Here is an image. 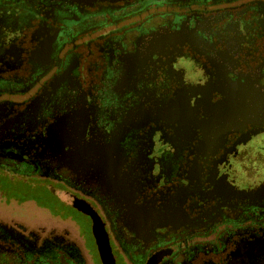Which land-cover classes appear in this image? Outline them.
<instances>
[{
    "label": "flooded vegetation",
    "instance_id": "1",
    "mask_svg": "<svg viewBox=\"0 0 264 264\" xmlns=\"http://www.w3.org/2000/svg\"><path fill=\"white\" fill-rule=\"evenodd\" d=\"M0 264H264V0H0Z\"/></svg>",
    "mask_w": 264,
    "mask_h": 264
},
{
    "label": "rangeland",
    "instance_id": "2",
    "mask_svg": "<svg viewBox=\"0 0 264 264\" xmlns=\"http://www.w3.org/2000/svg\"><path fill=\"white\" fill-rule=\"evenodd\" d=\"M40 196H42V194L40 193L39 194ZM47 203V202H46ZM82 226L84 227V233L86 234V238H87V247L90 249V250H93L94 249V244H93V240L91 239V236L89 234V229H87V225L86 224H83L82 223Z\"/></svg>",
    "mask_w": 264,
    "mask_h": 264
}]
</instances>
